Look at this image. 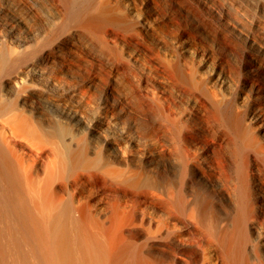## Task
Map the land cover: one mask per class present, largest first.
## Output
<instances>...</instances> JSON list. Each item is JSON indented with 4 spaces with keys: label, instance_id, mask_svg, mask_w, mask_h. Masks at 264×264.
I'll return each instance as SVG.
<instances>
[{
    "label": "bare ground",
    "instance_id": "1",
    "mask_svg": "<svg viewBox=\"0 0 264 264\" xmlns=\"http://www.w3.org/2000/svg\"><path fill=\"white\" fill-rule=\"evenodd\" d=\"M112 1L0 0V264H207L208 249L220 264H264V160L255 148L264 146V0L254 16L234 0H192L248 49L246 77L235 88L250 105L241 108L247 118L236 94L232 101L219 89L231 73L225 58L214 59L199 34L181 55L200 59L204 73L188 61L170 69L188 106L170 97L167 76L165 84L142 66L132 74L143 53L118 35L121 27L105 30L124 18ZM121 1L137 14L140 34L157 30L155 0L140 1L144 12L136 0ZM82 41L98 52L79 49ZM118 45L130 52L119 57ZM86 58L111 67L109 83L100 72L101 88L85 77L76 61ZM145 204L180 224L179 233L173 221L153 231L159 223Z\"/></svg>",
    "mask_w": 264,
    "mask_h": 264
},
{
    "label": "rangeland",
    "instance_id": "2",
    "mask_svg": "<svg viewBox=\"0 0 264 264\" xmlns=\"http://www.w3.org/2000/svg\"><path fill=\"white\" fill-rule=\"evenodd\" d=\"M140 1L141 0H136V2H137V5H138V10H139V12H144L143 11V9H142V5H141V3H140ZM224 1H227V0H224ZM223 0H213V2L216 4L217 3V6L218 5H221V4H223V2H224ZM228 1H230V3H234V1H235V4H236V6H238L239 7V9H241L242 10V12L243 13H246L247 15H250V16H254L255 14H256V1H258V0H228ZM117 2V3H116ZM123 1H121V0H113L112 2H110L111 4V7L113 8V9H116V5H117V7L119 6L118 4H120V6H119V8H121L122 7V9L120 10L121 11V14L123 15V17L125 18V19H127V22L128 23H130L131 25L133 24L134 26H131V25H128L127 23H126V20L124 21V18L122 17V15H121V17L123 18V20L122 19H120L122 22H121V25H120V20L119 21H116L115 23H116V25H115V23L114 22H112V24L110 23H107V25L108 26H106V28H105V30L106 29H108L109 27H110V25H113V26H115V28L118 30V28H120V30H118V35H121L120 37H122V38H125V40H128V41H130V39L133 41V43H131V46H132V49L129 47V48H127V47H125V46H122L121 45V47H120V45H118L117 46V49H116V46L114 47L115 48V52L118 50V53L116 52V54H118V56L119 57H121L122 55H124L125 54V56L128 54V52H130V49L131 50H133V48H135L136 46H138L139 48H140V53L142 54V56H143V58L142 59H140V61H139V63L137 64V63H130L131 64V66H130V64L128 63L127 64V62H126V68L128 69V65L131 67V71H132V74H137L138 72V75H140L141 74V70H144V69H146L148 72L149 71H151L150 72V74L152 73V71H153V73L151 74L152 76L154 75L156 78H158V80L159 81H164L163 83H165V82H167V80H168V83L167 84H169L168 86H170L171 85V87H168L167 86V88L169 89V95H170V97L171 96H174L173 98H175L174 100H176L177 101V104L179 105L180 104V107H182L183 106V104H186V101L185 100H187L181 93H179V91L177 90V89H179V84H178V82L176 81V79L175 78H173L171 75H170V69L172 68V66H173V64H180V65H184V64H186L187 63V61H188V65H189V67H191V69H192V71L195 73H200V71H201V73H204V70H201V68H200V64H201V60L200 59H198V60H196V59H193V58H182V55H181V45H183L184 44V42L186 41V39L189 37V38H191L192 36V38H195V37H198L199 35L200 36H204V39H205V42H204V45H206L205 47H207V48H209L210 50H211V52H212V54H213V56H214V59H218V58H220L221 57V55H222V57L223 58H225L224 59V61L226 62H224V64L226 65V67H228V70H229V72H231V73H229V82L231 83V81H232V84H230L229 82H228V84L226 85V86H223V87H220L219 89H224V90H222V91H225L224 93L226 94V93H228L227 95H229V97H231V100H232V96L231 95H235L236 94V96H234V97H236V100H235V98L233 99L235 102H232L233 104L235 103V104H237L238 103V105L237 106H239L240 107V113L242 114V115H245L244 117L245 118H247V113L245 114V113H243V111H245L246 112V110L248 109V111L250 110V105H249V103H242L241 101H239V99H238V96H237V89L239 88V85H240V83H241V79H244L245 77H246V73H247V70H246V66L244 65V63L246 62V58H245V53H246V51L248 50L247 48H246V45L241 41V40H238V39H235L233 36L231 37V35L232 34H230V32H229V28L228 27H226V24H224V23H221V22H219V20L217 19V18H215V17H213L208 11H207V9H205L204 7H202L201 5H199L198 3H194V1H192V0H155V2H156V4H154L155 6H157L156 8H158V14H156V15H154V17L153 18H156V20H155V22H156V24L159 22V24H157L156 25V31L155 30H153V33L151 32H149L151 35H147L146 33H144V32H142L141 34L139 33V28H135V27H138L137 26V14H130L129 13V11H128V8H127V4L125 3V2H123ZM154 2V3H155ZM253 2V3H252ZM113 3H114V5H113ZM116 3V4H115ZM123 4V5H122ZM253 4V5H252ZM141 5V6H140ZM115 7V8H114ZM242 7V8H241ZM127 8V9H126ZM140 9H142V10H140ZM182 9H185L186 11H187V13H186V11L185 12H183V10ZM263 9H264V5H263ZM122 10H123V12H122ZM182 10V11H181ZM244 10V11H243ZM120 11H119V14H120ZM125 11H127V12H125ZM116 12H118V8H117V11ZM233 12V13H232ZM231 13V17H236L237 16V14H236V11L235 10H233ZM124 13H127V15H130V16H128L129 18H127V16H126V14H125V16H124ZM137 13V12H136ZM238 17V16H237ZM132 18H133V20L134 19H136V20H134L132 23L130 22V21H132ZM160 18V19H159ZM262 18H263V20H264V16H262ZM128 19H129V21H128ZM158 19V20H157ZM244 21V20H243ZM117 22H118V24H119V26H118V24H117ZM264 23V22H263ZM126 24V25H125ZM247 28H251V22L250 21H248V20H245L244 21V23H243ZM264 25V24H263ZM113 26L112 27H110L111 29L113 28ZM123 26H127L128 27V29H129V32H127V30L126 31H124V29L123 28H125V27H123ZM130 26V27H129ZM244 26V27H245ZM134 29L135 28V32H134V30H132V28ZM110 28H109V30H110ZM115 29V30H116ZM123 29V30H122ZM116 30V31H117ZM122 30V31H121ZM120 31V32H119ZM125 33H124V32ZM132 34H131V33ZM136 34V36H135V34ZM121 33V34H120ZM122 33H124L125 35H123ZM127 33V34H126ZM129 33V34H128ZM232 33V32H231ZM130 34L131 35H134V37L133 36H130ZM199 34V35H198ZM127 35V36H126ZM138 35V36H137ZM143 35V36H142ZM186 35V36H185ZM124 36V37H123ZM128 36H129V38H128ZM151 36V37H150ZM80 37H82V36H80ZM117 37V36H116ZM136 37H137V39H136ZM146 37V38H145ZM155 38L154 40H153V38ZM185 37V38H184ZM218 37V38H217ZM134 38V39H133ZM151 38V39H150ZM207 38V39H206ZM107 39H109V38H107ZM139 39V40H138ZM82 40V39H81ZM110 40V39H109ZM138 41L137 43H139V41H140V43L138 44V45H136L135 44V41ZM156 40V41H155ZM207 40H208V42H207ZM142 41V42H141ZM158 41V42H157ZM217 41H221V48H219L218 46H217V44H216V42ZM223 41V42H222ZM160 42V43H159ZM82 43H83V41H82ZM84 44V43H83ZM83 44H81V46L79 47V49L82 47V46H84V47H82V49L81 50H83V48L86 50L87 49V47H88V49L90 50V52L88 51V49L85 51V52H87V53H89V55H93V54H95V53H97L98 51L97 50H94L93 49V51H91V49L90 48H92L91 46H89V45H87V47H86V43L83 45ZM140 44H142L141 46H140ZM228 44V45H227ZM179 45H180V47H179ZM215 45V46H214ZM227 45V46H226ZM230 48H229V47ZM125 47V48H124ZM143 49H142V48ZM179 47V48H178ZM214 47V48H213ZM227 47L230 49V50H233V53H230V52H227L226 51V49H227ZM232 47V48H231ZM94 48V47H93ZM123 48H124V50H123ZM213 49V50H212ZM225 49V50H224ZM81 50H78L79 52L81 51ZM119 50H120V53H119ZM121 50H122V52H121ZM179 50H180V52H179ZM216 53V55H215V53ZM125 52V53H124ZM174 52V53H173ZM220 52V53H219ZM224 52V53H223ZM81 53V52H80ZM178 53V54H177ZM179 53H180V55H179ZM228 53V56L226 55ZM173 54H174V57H173ZM221 54V55H220ZM225 54V55H224ZM229 54H231V56L229 55ZM179 56H181V58H179ZM220 56V57H219ZM89 57V56H88ZM151 57L154 59H151ZM178 57V58H177ZM228 58V59H227ZM242 58H244V59H242ZM151 59V61H148V60H150ZM173 59V60H172ZM175 59V60H174ZM182 59V60H181ZM183 59H185V62H184V60ZM191 61H193V62H191ZM87 60H89V62L87 61ZM125 60V59H124ZM182 61V64H181V61ZM195 60V61H194ZM200 60V61H199ZM93 61V60H92ZM91 61V59L90 58H86L85 60H77L76 61V63L78 62L79 64H76L77 65V67H79V69H83L82 71L84 72V74H85V77H89V78H91L92 77V79H94L95 80V78H96V83H97V86L99 87V88H101V87H103V85H106V83L105 82H107V80H108V83L110 82V77H111V75L109 74L110 73V71H111V67L109 66V65H106L105 64V66H106V68H108L109 69V67H110V71L108 70V69H106L105 68V66H104V64H103V67H102V63H96V62H94L93 61V64L91 65L90 64V62H92ZM143 61H145V62H143ZM180 61V62H179ZM191 63H194V64H189L190 62ZM196 61H198V62H196ZM85 62H86V64H85ZM87 62H88V64H87ZM151 62H153L154 63V65H153V63H151ZM179 62V63H178ZM184 62V63H183ZM148 63V64H147ZM228 63V64H227ZM243 63V64H242ZM247 63V62H246ZM245 63V64H246ZM101 64V65H100ZM136 64V65H135ZM148 66H147V65ZM152 64V65H151ZM98 65V66H97ZM99 65H100V67H102V68H98L99 67ZM88 66V67H87ZM133 66H134V68H133ZM144 68V69H142V67ZM146 66V67H145ZM150 66H151V68H150ZM155 66H157V68L155 67ZM165 66H166V68H165ZM193 66V67H192ZM230 66V67H229ZM84 67H87V68H84ZM95 67V68H94ZM130 67H129V69H130ZM136 67V68H135ZM155 67V68H154ZM90 68V69H89ZM105 69V70H101V69ZM141 68V69H140ZM158 68H164L163 69V71H161V69H160V71H158L159 69ZM194 68V69H193ZM200 68V69H199ZM134 69V70H133ZM137 69V70H136ZM149 69V70H148ZM150 69H152V70H150ZM153 69H156L155 70V72H154V70ZM198 69V70H197ZM84 70H86V71H84ZM108 70V71H107ZM139 70V71H138ZM91 71H94V72H90ZM104 71H107V72H104ZM138 71V72H137ZM245 71V72H244ZM98 72H100V73H98ZM104 72V73H103ZM161 72V73H160ZM93 73V74H92ZM97 74V75H101L103 78L104 77H107L106 79L107 80H105V79H103L102 77H96L97 75H95V74ZM102 73V74H101ZM107 73V74H106ZM160 73V74H159ZM164 73V74H163ZM195 73V74H196ZM106 74V75H105ZM109 74V75H108ZM165 74H167V75H165ZM87 75V76H86ZM88 75H90V76H88ZM121 75H123V74H121ZM170 77H169V76ZM231 75V76H230ZM164 76V77H163ZM166 76H167V78H166ZM243 77V78H242ZM101 78L104 80H101ZM109 78V79H108ZM125 78V76H122V78L120 79L121 81L123 80ZM128 78H130V77H128ZM160 78V79H159ZM98 79V80H97ZM100 79V80H99ZM163 79V80H162ZM170 79L172 80L171 82H170ZM129 80H131V79H128V82L127 83H129L130 84V81ZM166 80V81H165ZM99 83H98V82ZM101 81H102V83H101ZM125 81V80H124ZM122 82V85L121 86H125V87H123V93H125V95H126V89L125 88H127L128 87V85L129 84H126V81L125 82ZM175 81V84H171V83H173ZM123 83L124 84H126V85H123ZM101 84V85H100ZM166 84V83H165ZM225 87V88H224ZM122 88V87H121ZM235 88H237V89H235ZM176 89V90H175ZM171 90V91H170ZM174 90V91H173ZM237 90V91H236ZM125 91V92H124ZM127 91H128V88H127ZM176 91V92H175ZM100 92V91H99ZM172 92V93H171ZM176 93L175 95H173L174 93ZM178 92V93H177ZM172 95H171V94ZM234 93V94H233ZM127 96V95H126ZM177 96V97H176ZM129 97V96H128ZM129 99V98H128ZM177 99H179V100H177ZM232 100V101H233ZM130 101H131V99H130ZM181 102V103H180ZM184 102V103H183ZM241 102V103H240ZM204 103V104H203ZM205 102H202V103H200L199 102V106H198V111H199V115H201L202 114V116H207L206 114H207V111H205V110H208V107L207 106H205ZM182 105V106H181ZM204 105V106H203ZM241 105V106H240ZM245 105V106H244ZM185 107L186 106H188L187 104L186 105H184ZM244 106V107H243ZM202 107V108H201ZM204 108V109H203ZM241 108H244V110L242 111V109ZM247 108V109H246ZM205 112H206V114H205ZM139 113V112H138ZM143 113H146V112H141V113H139V114H142V115H144ZM201 113V114H200ZM205 114V115H204ZM243 117V116H242ZM243 117V118H244ZM248 122V121H247ZM148 123V124H147ZM249 123V122H248ZM249 125H252V127L254 126L253 124H249ZM150 126V123L149 122H146V128H148ZM249 127V129H250V126H248ZM251 127V128H252ZM253 129V130H252ZM252 129H250V130H252L250 133H254V135H256V133H255V126L252 128ZM255 129V130H254ZM253 135V134H252ZM253 135V136H254ZM260 136V135H259ZM258 137V136H257ZM260 139L261 140H263L262 139V137L260 136ZM144 142V143H143ZM150 140H148V139H143V141H142V143H143V145H150ZM146 143V144H145ZM258 147V148H257ZM257 147H255L256 148V150H257V155H259L258 157L259 158H261L260 160H261V162H263V158H264V155L263 156H260V153H261V151H263L264 152V146H262V145H259V146H257ZM135 149V150H134ZM132 148V150H133V154H135V155H139L140 156V154L137 152V150H136V148ZM259 150H260V152H259ZM167 153V156H168V152L167 151H165V154ZM164 153H162V155H163ZM165 154L163 155V156H165ZM262 155V154H261ZM137 157L136 159L137 160H140L141 158L140 157ZM263 157V158H262ZM139 163L141 162V161H138ZM263 165H264V163H263ZM263 169V168H262ZM166 173L168 172V170L166 171V169L164 170ZM263 172H264V169H263ZM156 174V173H155ZM264 174V173H263ZM263 178H264V175H263ZM227 183V182H226ZM228 184L231 186V184L232 183H230V182H228ZM228 184H226L227 185V187L228 188H231ZM150 204H145V206L146 207H144V206H142L143 207V210H144V208H145V213L147 214L148 213V216H150V217H153V218H155V220H156V222H158L159 224H157V223H155V224H153L155 227V229L153 228V226L152 225H150L149 223H146V225L147 226H145L146 228L148 227V228H153L152 230L153 231H156L158 228H162L163 226H165V225H167V224H165V222L167 223L168 222V224H171L172 223V219H169V216L165 213V212H163L162 210H160V209H157V208H155L154 206H152V205H150ZM149 207V208H148ZM153 208H155V209H153ZM146 209H148V210H146ZM156 210V211H155ZM150 211V212H149ZM152 215H151V214ZM157 215V216H156ZM167 216H168V218H167ZM162 222V223H160V221ZM163 220H164V222H163ZM169 220V221H168ZM174 223L176 224V227H175V225H174ZM165 224V225H164ZM158 225H160V227L158 226ZM162 225V226H161ZM152 226V227H151ZM171 227V229L172 230H174L173 229V226H174V228H175V230L174 231H178L177 232V234L179 233V229H180V224L178 225V223L177 222H175V221H173V223H172V225H170ZM177 228H178V230H177ZM256 236V234H254V236L253 237H255ZM180 238V237H179ZM180 239H182V238H180ZM211 253H210V252ZM207 252L209 253V255H208V253H206V262H207V264H220L219 263V256L215 253V255H214V251H212V249H208L207 250ZM262 253H263V251H262ZM264 254V253H263ZM211 257V259H213L212 260V263H211V260L209 259L210 257ZM215 258H214V257ZM213 257V258H212ZM218 258V259H217ZM215 259H217V260H215ZM210 261V262H209Z\"/></svg>",
    "mask_w": 264,
    "mask_h": 264
}]
</instances>
